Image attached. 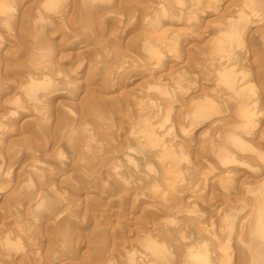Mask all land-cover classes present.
Returning <instances> with one entry per match:
<instances>
[{
  "label": "rangeland",
  "instance_id": "obj_1",
  "mask_svg": "<svg viewBox=\"0 0 264 264\" xmlns=\"http://www.w3.org/2000/svg\"><path fill=\"white\" fill-rule=\"evenodd\" d=\"M3 68L0 264H191V249L212 264L245 263L235 242L251 234L248 190L264 175V0H63L56 11L0 0ZM221 70L258 88L254 113L238 110ZM147 119L161 146L138 132ZM236 125L260 154L219 161L207 144ZM222 217L246 223L228 237ZM146 240L167 251L156 258Z\"/></svg>",
  "mask_w": 264,
  "mask_h": 264
},
{
  "label": "bare ground",
  "instance_id": "obj_2",
  "mask_svg": "<svg viewBox=\"0 0 264 264\" xmlns=\"http://www.w3.org/2000/svg\"><path fill=\"white\" fill-rule=\"evenodd\" d=\"M89 2V1H88ZM61 3H63V0H43V7L44 8H46V9H50V10H55L56 11V8H57V5H61ZM64 3H66V2H64ZM86 3V2H85ZM55 4H56V6H55ZM102 4V3H101ZM104 4V3H103ZM63 6H65L64 4H62ZM81 5V4H80ZM181 5V4H180ZM241 7V6H240ZM9 8V7H8ZM42 8V7H41ZM59 8H60V6H59ZM77 8V7H76ZM75 8V9H76ZM45 10V9H44ZM74 10V9H73ZM58 11V10H57ZM61 11H62V9H61ZM74 11H77V10H74ZM219 11V10H218ZM7 10H5V11H3V13H4V16H6V14H7ZM35 12V11H34ZM83 12V11H82ZM78 13V12H77ZM51 14V13H50ZM82 14V13H81ZM2 15V14H1ZM37 13H36V17H37ZM56 15V14H55ZM58 16V15H57ZM39 18V17H38ZM57 18H59V16L57 17ZM37 19V18H36ZM13 20V19H12ZM11 20V21H12ZM63 21V20H62ZM180 21V20H179ZM5 22H9L10 23V20L8 19V20H5ZM14 22V21H13ZM121 22V21H120ZM4 23V22H3ZM6 25H8V23H5ZM5 24H3V25H5ZM139 24V23H138ZM9 26H10V24H9ZM9 26H7V27H9ZM14 26V25H13ZM37 27V26H36ZM12 29V28H11ZM10 30V29H9ZM170 33V32H169ZM168 35V34H167ZM2 36V35H1ZM220 38V37H219ZM2 39V38H1ZM236 39V38H235ZM239 39V38H238ZM237 42V41H236ZM238 43H241V41H238ZM136 45V44H135ZM241 46H242V43L240 44ZM35 48V47H34ZM48 51H49V49L48 48H45V49H38V55L37 56H39V57H43V59H45L44 58V56H45V54H47L48 53ZM220 51V50H219ZM60 52V51H59ZM44 54V55H43ZM68 57V56H67ZM36 60V59H35ZM146 60V59H145ZM37 61V60H36ZM130 62V61H129ZM124 63V62H123ZM196 63V62H195ZM259 63V62H258ZM263 63V62H262ZM119 63H117V65H115V67H118V66H123V65H118ZM36 65H37V63L36 62H32V67L33 68H35L36 67ZM39 65H40V63H38V65H37V67H39ZM67 65V64H66ZM240 65V64H239ZM58 66V65H57ZM125 66V65H124ZM259 67V66H258ZM32 68V70H34ZM68 68H69V66H68ZM94 68V67H93ZM118 68H120V67H118ZM123 68V67H122ZM225 68V67H224ZM36 69V68H35ZM243 69V68H242ZM37 70H39V69H37ZM62 70H67V67L65 66V67H62ZM120 70V69H119ZM128 70V69H127ZM217 71V70H216ZM218 71H219V69H218ZM222 71V70H221ZM4 72H5V70H4V68L3 69H0V78L3 76V74H4ZM239 72V71H238ZM42 74V73H41ZM233 75V76H232ZM231 75V73H229L228 71H222V72H220V73H218V81L220 82V84L225 88V89H227V91H229L230 92V94H233V96L234 97H236L237 98V96H238V98H239V100H237L236 102H238L239 104L237 105L238 106V110H240L241 111V113H242V115L244 114H246L247 116L249 115V113L251 114V113H254V110H255V104L257 103H255L254 104V100L255 99H257V98H255V95H254V90H255V87H254V85H253V83L251 82V81H248L247 80V78L248 77H246L245 75L243 76V75H241V73H240V75H238V76H234V74H232ZM125 77V76H124ZM28 80V79H27ZM242 80V81H241ZM33 81V80H32ZM28 82V81H27ZM38 82V81H37ZM36 82V83H37ZM80 82H81V80H80ZM39 83V82H38ZM42 83V82H41ZM78 83H79V79H78ZM33 87H34V85H35V87H36V84H31ZM39 85H40V83H39ZM43 85V84H42ZM187 86V85H186ZM34 87V88H35ZM148 87V86H147ZM153 87V86H152ZM224 89V90H225ZM258 89V88H257ZM256 89V90H257ZM29 90H32V89H29ZM36 90L37 89H35V92H36ZM255 90V91H256ZM7 91V90H6ZM214 92V91H213ZM28 93H29V91H26L25 92V94H23L25 97L26 96H28L29 97V95H28ZM30 94V93H29ZM235 94V95H234ZM213 95V94H212ZM217 95V94H216ZM256 95H258V93L256 94ZM18 96V95H17ZM23 96V97H24ZM43 96V95H42ZM232 96V95H231ZM19 97V96H18ZM27 97V98H28ZM32 97V96H31ZM40 97V96H39ZM34 98V97H33ZM23 99V98H22ZM262 99V98H261ZM12 100V99H11ZM258 100V99H257ZM20 101V100H19ZM33 101V100H32ZM35 101V100H34ZM25 102V101H24ZM36 102V101H35ZM39 102V101H38ZM30 103V102H29ZM32 103V102H31ZM18 104V103H17ZM35 104V103H34ZM21 105H23V104H21ZM37 105V104H36ZM195 105V104H194ZM216 106V105H215ZM256 106H257V104H256ZM259 106V105H258ZM257 106V107H258ZM22 107V106H21ZM20 107V108H21ZM24 107V106H23ZM30 108H31V106H29ZM36 107V106H35ZM138 107H139V105H138ZM195 107V106H194ZM193 107V108H194ZM211 107V103L210 102H205V103H203L202 104V108L205 110V113H207V114H211L212 112H213V108H210ZM217 107V106H216ZM256 107V108H257ZM19 108V109H20ZM27 108V107H26ZM226 108V107H225ZM22 109V108H21ZM20 109V110H21ZM34 109V108H33ZM29 110V109H28ZM159 109H157V111H158ZM260 109L258 108V111H259ZM30 111V110H29ZM18 112V111H17ZM167 112V111H166ZM159 112H157V114H158ZM168 113V112H167ZM238 113V112H237ZM248 113V114H247ZM256 113V112H255ZM30 114V113H29ZM166 114V113H165ZM21 115V114H20ZM33 115V114H32ZM42 115V114H41ZM162 115V114H161ZM167 115V114H166ZM166 115H165V117H163L164 119H161V121H157V123H159L158 125H159V127L160 128H164V129H162V131L163 132H167V127H166V125H167V123H168V121H169V115H167L168 117H166ZM260 115V114H259ZM255 115H253V117H254ZM156 118H157V115L155 116ZM250 117V116H249ZM257 117V116H256ZM16 118V117H15ZM247 118V117H246ZM30 119V118H29ZM39 119H40V117H39ZM145 119V118H144ZM151 119V118H150ZM204 119V118H203ZM249 119V118H248ZM27 121V120H26ZM198 121V120H197ZM205 122V121H204ZM247 122V121H246ZM152 122L151 121H149V119H147V120H143V122L140 124V128H139V130H138V132H140L141 133V135H142V137H143V140L144 141H146V143H148L149 145H159V146H161L162 144L160 143V141H159V139H158V136H157V133L155 132V129H153V127L151 126L152 124H151ZM231 123H233V121L231 122ZM199 123L198 122H195V121H192V122H190L189 123V125H187V126H184V128L182 127L181 128V126H180V130L182 129V130H184V132L186 133V129H188V128H192V127H196L197 125H198ZM214 124V123H213ZM230 124V123H229ZM156 125V124H155ZM210 125L212 126V124H209L208 126H207V128H205L204 130H202L201 131V133H200V136L201 137H203L204 139H205V143H209V142H212L213 141V137H212V131H209L210 130ZM232 125V124H231ZM189 126V127H188ZM157 127V126H156ZM231 127V126H230ZM247 127V126H246ZM170 128V127H169ZM233 129H230L229 128V130L227 131L226 130V133L224 132V134L223 133H221L222 134V139L220 138V140H221V142L220 143H218V145L217 144H215V146L214 147H216V145H217V148L216 149H214V148H212V147H210L211 145H213V144H207V146H209V148H210V150L212 151V152H215V154L216 155H218L217 156V159L219 160V161H225V160H228L229 158H233V156H235L234 154L236 153L235 152V150H237V152H239L240 150H242V151H246V152H249V154L250 153H252L253 152V156H254V154H255V152H256V154H255V156L256 155H258V154H260L259 153V150L260 149H256V150H254L251 146H250V142L248 143V140L247 139H245L244 137H243V135H241L242 133H239V130H238V128H237V125H236V127H232ZM84 129V128H83ZM86 130V129H85ZM85 130H84V132H85ZM158 130V129H157ZM222 131V130H221ZM247 131V130H246ZM170 132V131H169ZM171 134V133H170ZM183 134V133H182ZM181 134V135H182ZM217 134L218 133H216L215 135H216V137H217ZM221 134H218L219 136H221ZM68 136V135H67ZM175 136V135H174ZM203 140V139H202ZM219 141V140H218ZM68 142V141H67ZM214 142V141H213ZM215 143H216V141H215ZM200 144V143H199ZM173 145V144H172ZM164 148H159L160 149V151H161V154H162V150H165L166 148H165V146H163ZM172 148V147H171ZM231 149H233L232 151H231ZM175 150H177V156H176V159L178 158H185V155L183 154V148H182V146L181 145H179L178 146V148L177 149H175ZM174 150V151H175ZM261 150H263V149H261ZM63 151V150H62ZM174 151H172V152H174ZM165 152V151H164ZM169 152V151H168ZM235 152V153H234ZM241 152V151H240ZM261 152V151H260ZM170 153V152H169ZM232 153H233V155H232ZM165 154V153H164ZM238 154V153H237ZM166 155V154H165ZM248 155V154H247ZM250 155H252V154H250ZM171 156V155H170ZM172 156H173V154H172ZM184 156V157H183ZM96 157V156H95ZM160 157V156H159ZM257 157V156H256ZM171 158V157H170ZM169 158V159H170ZM173 158V157H172ZM175 158V157H174ZM202 160V159H201ZM230 160V159H229ZM203 161V160H202ZM259 165H262V164H259ZM242 166V165H241ZM190 168L188 167V168H184V171L183 170H181V169H178V171L176 172L178 175H181L183 172L185 173V172H190V170H189ZM177 170V169H176ZM8 170L6 169V172H7ZM5 173V172H4ZM178 175H175V176H178ZM203 177V176H202ZM257 179H256V181H258V182H260V183H257V185L254 187V185H252L253 186V188L252 189H249L248 190V194L250 195V199H252L253 201H254V203L252 202L251 203V207H249L248 208V210L246 211V213H247V216H249V217H254V221H250V219L251 218H248L249 219V221L251 222V224L250 225H247L248 227L250 226V229H249V232L248 233H251V234H249L248 235V237H242L243 235H241V236H239V237H237V239H236V241H238L237 243L235 242V244H238V246H241L242 248L241 249H244V250H246V255L244 254V256H245V258H246V261H245V263L244 264H264V175L262 174H259V175H256L255 176ZM204 179L206 178V176L205 177H203ZM202 178V179H203ZM204 179H203V181H204ZM179 180H181V179H179ZM253 181V180H252ZM175 182H177V180H175ZM174 182V183H175ZM186 184V183H185ZM254 184V183H253ZM255 184H256V182H255ZM4 188V187H3ZM193 188V187H192ZM230 188V187H229ZM233 188V187H232ZM191 189V188H190ZM251 193V194H250ZM243 195H247V194H243ZM59 196V195H58ZM248 197V196H247ZM240 198V197H239ZM243 199V198H242ZM149 200V199H148ZM229 206V205H228ZM233 209V207L232 206H230V207H228V209H226L225 210V216H227V215H230V213H228V212H230V210H232ZM39 210V209H38ZM194 211L195 210H193V208L190 206V207H186V212H187V214L189 213V212H193L194 213ZM185 213V212H184ZM237 213V212H236ZM232 214V213H231ZM197 215V214H196ZM202 215V214H201ZM200 214H199V216H201ZM205 215V214H204ZM204 215H203V217H204ZM246 215V214H245ZM245 215H244V217L243 218H246L245 217ZM224 216V215H223ZM224 217H222V219H223ZM36 219V218H35ZM199 219V218H198ZM211 219V218H210ZM210 219H209V221H210ZM225 220H226V223H224L225 225V232H226V236H228L229 235V233H231L230 231H232V230H235L236 229V223L237 222H239L238 221V219H237V222H236V219L234 218V220H231V219H229V217L227 218V217H225L224 218ZM247 218H246V220H248ZM200 220V219H199ZM241 220V219H240ZM196 221H197V219H196ZM223 221V220H222ZM208 222V221H207ZM240 222H244V221H240ZM239 222V224H241ZM198 223V222H197ZM202 223H204V222H202ZM244 223H246V221L244 222ZM203 225V224H202ZM222 225V224H221ZM204 226V225H203ZM210 226V225H209ZM208 226V227H209ZM211 226H213V225H211ZM210 226V227H211ZM244 226V225H243ZM26 227V226H25ZM202 227V226H201ZM205 227H206V225H205ZM205 227H202V228H204L203 230H206V228ZM207 227V229H211V228H214V227H211V228H208ZM241 227V226H240ZM247 227V228H248ZM202 228H200V229H202ZM241 229V228H240ZM246 230V229H245ZM211 231L213 232V229H211ZM240 231V230H239ZM205 232V231H204ZM235 232H237V233H239L238 231H235ZM247 232V231H246ZM214 233V232H213ZM246 234V233H245ZM228 237H230V235L228 236ZM213 239V238H212ZM150 240H152V239H150ZM147 242V243H146ZM146 244L144 243V241L141 243L142 244V246L141 247H143V248H149L148 250L149 251H151V254H153L156 258L157 257H162V255L167 251V245L166 244H162V245H157V244H155L153 241V243H150V242H148L147 240H146ZM210 243V242H209ZM225 244V243H224ZM226 244H228V243H226ZM199 245V244H198ZM195 246V245H194ZM193 245H192V247H194ZM231 247V246H230ZM165 249H166V251H165ZM225 249H223V251H224ZM248 250V251H247ZM189 251H190V249H189ZM189 251H187V252H189ZM241 251V250H240ZM239 251V252H240ZM227 252H229V251H227ZM226 252V253H227ZM231 253V252H230ZM225 254V253H224ZM160 255V256H159ZM186 255H187V257L189 258L190 257V259H189V261H193V262H189V263H191V264H212L211 262H210V259H209V253L207 252V251H205V250H203V251H201L200 253L199 252H192V249H191V251H190V254L188 255V253H186ZM226 255V254H225ZM142 256V255H141ZM131 257V256H130ZM134 257V256H133ZM164 257V256H163ZM240 257V256H239ZM242 257V256H241ZM167 258V257H166ZM243 258V257H242ZM161 259V258H160ZM159 259V260H160ZM164 260V259H163ZM242 260V259H241ZM183 261V260H182ZM187 261V260H186ZM161 262V261H160ZM163 262V261H162ZM217 264V263H216Z\"/></svg>",
  "mask_w": 264,
  "mask_h": 264
}]
</instances>
